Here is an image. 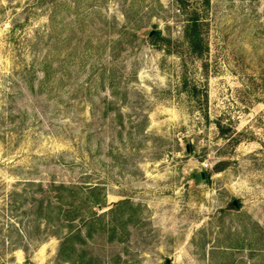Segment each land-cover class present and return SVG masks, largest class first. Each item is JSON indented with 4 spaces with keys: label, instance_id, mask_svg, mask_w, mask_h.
Listing matches in <instances>:
<instances>
[{
    "label": "rangeland",
    "instance_id": "374dc122",
    "mask_svg": "<svg viewBox=\"0 0 264 264\" xmlns=\"http://www.w3.org/2000/svg\"><path fill=\"white\" fill-rule=\"evenodd\" d=\"M186 16L0 0V264H70L72 186L95 264H264V0H211L201 57Z\"/></svg>",
    "mask_w": 264,
    "mask_h": 264
},
{
    "label": "trees",
    "instance_id": "16d2710c",
    "mask_svg": "<svg viewBox=\"0 0 264 264\" xmlns=\"http://www.w3.org/2000/svg\"><path fill=\"white\" fill-rule=\"evenodd\" d=\"M182 12L187 16L186 23L184 26V38L187 42L188 49L191 54L198 57L203 56L207 49L206 38H205V21L204 16L206 15V10L210 6L211 0H176ZM160 35V32L157 33ZM221 127V126H220ZM97 187V186H96ZM96 187L90 188L88 192L90 195L87 197H82V201L78 202L77 195L80 191L76 192V187L72 186L69 188L74 194L73 200L70 202V207L66 211V218L70 221L69 233L61 237L58 258L63 262H68L70 264H95V257L91 255L87 248H85L86 240L92 238L98 229L102 228L103 215L94 210L89 212L85 210L84 203L89 201L97 190ZM85 198V199H84ZM92 204H97L100 208L104 205V202H99L94 200ZM120 208H128L129 202L122 201L119 203ZM118 206V205H117ZM44 208L43 203H41L40 211ZM113 211V210H111ZM61 213V211H60ZM123 214V215H124ZM77 220V224H76ZM127 221H125L126 225ZM110 233L113 234L116 230L113 225L110 226ZM113 239V238H112Z\"/></svg>",
    "mask_w": 264,
    "mask_h": 264
},
{
    "label": "water",
    "instance_id": "95a60500",
    "mask_svg": "<svg viewBox=\"0 0 264 264\" xmlns=\"http://www.w3.org/2000/svg\"><path fill=\"white\" fill-rule=\"evenodd\" d=\"M153 33V32H152ZM231 205L233 206V208L238 209L239 208V204L238 201L236 199L232 200Z\"/></svg>",
    "mask_w": 264,
    "mask_h": 264
}]
</instances>
